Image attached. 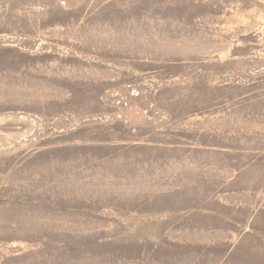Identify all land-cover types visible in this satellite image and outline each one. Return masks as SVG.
<instances>
[{"label":"rangeland","instance_id":"obj_1","mask_svg":"<svg viewBox=\"0 0 264 264\" xmlns=\"http://www.w3.org/2000/svg\"><path fill=\"white\" fill-rule=\"evenodd\" d=\"M0 264H264V0H0Z\"/></svg>","mask_w":264,"mask_h":264}]
</instances>
